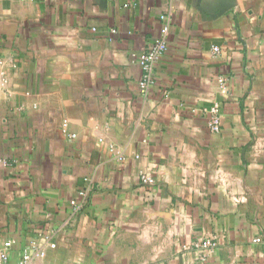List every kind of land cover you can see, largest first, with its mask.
<instances>
[{"label":"crops","instance_id":"1","mask_svg":"<svg viewBox=\"0 0 264 264\" xmlns=\"http://www.w3.org/2000/svg\"><path fill=\"white\" fill-rule=\"evenodd\" d=\"M246 2L0 0L11 263L49 235L35 264H264V30ZM161 16L167 51L142 94L132 56L161 36Z\"/></svg>","mask_w":264,"mask_h":264},{"label":"built area","instance_id":"2","mask_svg":"<svg viewBox=\"0 0 264 264\" xmlns=\"http://www.w3.org/2000/svg\"><path fill=\"white\" fill-rule=\"evenodd\" d=\"M160 19L163 21L161 36L149 43L146 49L140 54L132 56V58L139 64L142 70V78L139 82V90L142 94L146 93L150 85L153 83L154 67L167 51L169 21L167 17L164 16H161ZM112 33H114V31H112ZM214 51H217V48H214ZM219 83L222 86L224 81L220 80ZM207 115V126L209 130L212 133L218 134L220 131V116L218 107L212 106L208 110ZM67 137L71 140L75 138V135L69 134ZM138 180L143 186H148L153 183V178L143 171L138 173ZM79 196L81 197L82 202H70V208L74 214L81 211L82 207L84 206L87 197V191H81ZM254 242L260 243V239L257 238L254 240ZM16 245L17 243L14 239H8L2 242L0 247V264H35L38 260H41L45 257L47 250H53L56 247L51 241L49 235L39 236V238L33 239L25 244V246L21 248L16 262L11 263L10 254ZM195 247L212 250L216 247V242L214 238L203 242H196Z\"/></svg>","mask_w":264,"mask_h":264},{"label":"rangeland","instance_id":"3","mask_svg":"<svg viewBox=\"0 0 264 264\" xmlns=\"http://www.w3.org/2000/svg\"><path fill=\"white\" fill-rule=\"evenodd\" d=\"M245 4L252 11L251 21L264 30V0H247Z\"/></svg>","mask_w":264,"mask_h":264},{"label":"water","instance_id":"4","mask_svg":"<svg viewBox=\"0 0 264 264\" xmlns=\"http://www.w3.org/2000/svg\"><path fill=\"white\" fill-rule=\"evenodd\" d=\"M226 8V7H225ZM223 12H224V10H223Z\"/></svg>","mask_w":264,"mask_h":264}]
</instances>
